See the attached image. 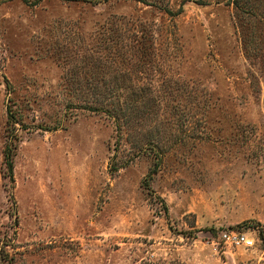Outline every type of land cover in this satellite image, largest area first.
<instances>
[{
	"label": "rangeland",
	"instance_id": "rangeland-1",
	"mask_svg": "<svg viewBox=\"0 0 264 264\" xmlns=\"http://www.w3.org/2000/svg\"><path fill=\"white\" fill-rule=\"evenodd\" d=\"M33 1L0 0V263L264 264V51L245 56L228 0ZM109 20L151 38L137 83L160 96L164 140L148 186L153 150L77 108L57 60Z\"/></svg>",
	"mask_w": 264,
	"mask_h": 264
},
{
	"label": "trees",
	"instance_id": "trees-1",
	"mask_svg": "<svg viewBox=\"0 0 264 264\" xmlns=\"http://www.w3.org/2000/svg\"><path fill=\"white\" fill-rule=\"evenodd\" d=\"M138 1L149 4V0ZM228 3L245 56L256 57L264 51V41L258 40V31L264 30V0H228ZM121 24L109 20L87 38L78 37L73 51L66 48L65 55H59L57 60L63 68L62 79L69 85L68 91L77 99V108L104 114L110 119L114 124L117 145L125 130L130 138L133 137L135 157L146 150H153L152 165L144 178L148 186L162 160L159 141L164 140L160 137L163 129L156 128V122L164 109L155 89L137 83L139 73L145 70L143 61L149 62L152 49L150 35L143 29L137 30L136 26L131 29ZM7 121L15 123L10 114ZM10 138L16 140L13 135ZM9 142L4 146L3 160L7 176L12 179L16 144ZM115 155L116 152L113 158ZM116 169L118 165H108L109 173Z\"/></svg>",
	"mask_w": 264,
	"mask_h": 264
},
{
	"label": "built area",
	"instance_id": "built-area-1",
	"mask_svg": "<svg viewBox=\"0 0 264 264\" xmlns=\"http://www.w3.org/2000/svg\"><path fill=\"white\" fill-rule=\"evenodd\" d=\"M217 239L225 245L232 247H251L254 245V239L244 231L238 229L222 230L217 234Z\"/></svg>",
	"mask_w": 264,
	"mask_h": 264
}]
</instances>
